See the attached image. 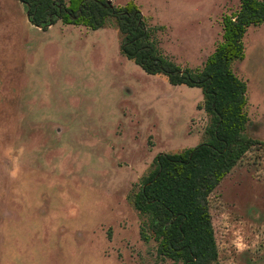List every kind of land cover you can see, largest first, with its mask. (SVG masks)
<instances>
[{
	"label": "rangeland",
	"instance_id": "1",
	"mask_svg": "<svg viewBox=\"0 0 264 264\" xmlns=\"http://www.w3.org/2000/svg\"><path fill=\"white\" fill-rule=\"evenodd\" d=\"M132 1L164 56L200 70L238 0ZM110 19L91 30L33 27L18 0H0V264H173L141 238L129 197L159 153L203 140L200 89L147 75L120 53ZM243 60L244 135L264 142V23ZM219 264H264V144L208 198Z\"/></svg>",
	"mask_w": 264,
	"mask_h": 264
},
{
	"label": "trees",
	"instance_id": "2",
	"mask_svg": "<svg viewBox=\"0 0 264 264\" xmlns=\"http://www.w3.org/2000/svg\"><path fill=\"white\" fill-rule=\"evenodd\" d=\"M18 1L29 23L41 30L57 22L98 30L113 19L123 57L147 75L201 90L208 118L202 142L157 154L129 200L144 220L141 238L155 242L159 257L173 264H219L208 198L250 149L264 144L243 133L246 85L231 69L244 58L247 29L264 23V0H238V10L222 16L221 41L200 70L181 68L163 55L154 30L132 1L119 7L110 0Z\"/></svg>",
	"mask_w": 264,
	"mask_h": 264
},
{
	"label": "crops",
	"instance_id": "3",
	"mask_svg": "<svg viewBox=\"0 0 264 264\" xmlns=\"http://www.w3.org/2000/svg\"><path fill=\"white\" fill-rule=\"evenodd\" d=\"M28 22H29V21H28ZM32 26H33V25H32ZM33 27H35V26H33ZM50 27H52V26H50ZM50 27H49V28H50ZM35 28H37V27H35ZM37 29L41 30L40 28H37Z\"/></svg>",
	"mask_w": 264,
	"mask_h": 264
},
{
	"label": "water",
	"instance_id": "4",
	"mask_svg": "<svg viewBox=\"0 0 264 264\" xmlns=\"http://www.w3.org/2000/svg\"><path fill=\"white\" fill-rule=\"evenodd\" d=\"M28 20V19H27Z\"/></svg>",
	"mask_w": 264,
	"mask_h": 264
}]
</instances>
